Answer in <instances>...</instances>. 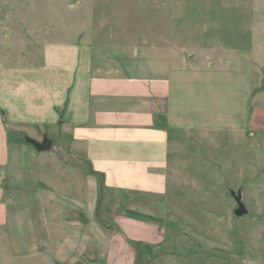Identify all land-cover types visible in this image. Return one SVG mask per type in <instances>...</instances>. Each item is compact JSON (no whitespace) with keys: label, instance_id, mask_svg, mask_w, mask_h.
I'll return each instance as SVG.
<instances>
[{"label":"crops","instance_id":"crops-1","mask_svg":"<svg viewBox=\"0 0 264 264\" xmlns=\"http://www.w3.org/2000/svg\"><path fill=\"white\" fill-rule=\"evenodd\" d=\"M99 33L48 42L40 61H22L29 76L21 67L17 77H3L15 89L3 91L0 109V264L77 263L85 251L75 245V234L50 250L59 225L45 205L64 202L93 211L97 175L103 179L101 218L111 219L115 229L105 235L93 214H85L88 225L101 246L107 240V256L122 249L133 264L137 252L126 236L149 246L164 242L162 217L155 212L176 178L173 158L193 153L196 135L245 127L253 98L250 130L264 134V90L254 93L261 84L255 87L248 50L237 52L230 67L186 66L181 54L178 62L149 47L137 52L128 42H98ZM46 128L57 139L52 149H69L71 163L77 157L92 169L87 199L80 187L73 191L75 172L57 168L56 176L45 154L51 150L38 152L27 142L43 140ZM178 132L189 138H176ZM89 255L98 264L100 257Z\"/></svg>","mask_w":264,"mask_h":264},{"label":"rangeland","instance_id":"rangeland-1","mask_svg":"<svg viewBox=\"0 0 264 264\" xmlns=\"http://www.w3.org/2000/svg\"><path fill=\"white\" fill-rule=\"evenodd\" d=\"M92 31L101 32L98 42H128L137 52L149 47L178 62L182 55L186 66L230 67L237 52L248 50L255 87L261 84L254 93L264 90V0H0V109L3 91L15 89L3 84V77H17L21 67L27 74L23 62L40 61L48 42L79 40L75 34ZM252 102L245 127L196 135L199 146L193 153L173 158L176 178L155 212L162 217L165 240L149 246L126 236L137 252L133 264H264V134L250 130ZM42 133L57 142L50 129ZM178 133L176 138H189ZM45 154L53 157L48 163L56 176L57 168L75 172L73 191L79 193L80 187V197L86 198L92 169L77 157L71 163L69 149L59 145ZM97 177L93 211H77L64 202L45 205L61 226L54 228L50 250L70 233L85 251L75 264H92L87 258L92 253L100 257L98 264H131L122 249L107 256V240L101 246L88 225L85 214H93L105 235L115 229L111 219L101 218L103 179ZM233 193L245 205L242 216L235 214L239 205Z\"/></svg>","mask_w":264,"mask_h":264},{"label":"water","instance_id":"water-1","mask_svg":"<svg viewBox=\"0 0 264 264\" xmlns=\"http://www.w3.org/2000/svg\"><path fill=\"white\" fill-rule=\"evenodd\" d=\"M26 140L28 143L33 145L34 148L38 152L50 151L52 149V146H53V140L50 139L48 136H44L42 141H37V140H35L33 138H29V137H26ZM233 196H235V200H236L237 204L239 205V209L235 211V214L238 216H242L243 214H245L246 208H245V205L243 204V202L241 200V195L240 194L236 195L235 193H233Z\"/></svg>","mask_w":264,"mask_h":264},{"label":"trees","instance_id":"trees-1","mask_svg":"<svg viewBox=\"0 0 264 264\" xmlns=\"http://www.w3.org/2000/svg\"><path fill=\"white\" fill-rule=\"evenodd\" d=\"M128 213L132 214V215H136V216H139V217H143V218H146V219H153V220H157L156 217H153V216H149V215H144V214H140L139 212H134V211H127ZM99 219V218H98ZM100 220V219H99ZM151 249V247H150Z\"/></svg>","mask_w":264,"mask_h":264}]
</instances>
